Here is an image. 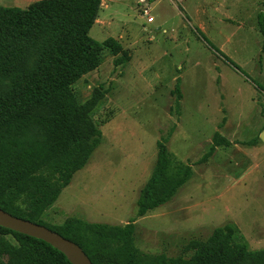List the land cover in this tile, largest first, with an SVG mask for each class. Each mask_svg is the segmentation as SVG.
<instances>
[{
    "label": "rangeland",
    "instance_id": "374dc122",
    "mask_svg": "<svg viewBox=\"0 0 264 264\" xmlns=\"http://www.w3.org/2000/svg\"><path fill=\"white\" fill-rule=\"evenodd\" d=\"M262 10L264 0H102L90 35L101 42L113 37L122 51L105 46L100 65L72 85L79 104L96 101L90 115L101 141L43 220L127 223L155 167L157 142L167 140L193 175L170 202L138 217L135 245L190 257L216 227L231 224L237 241L264 249ZM119 56L125 62L116 65ZM33 64L34 58L27 62ZM9 89L0 75V93ZM216 131L233 143L204 158Z\"/></svg>",
    "mask_w": 264,
    "mask_h": 264
},
{
    "label": "trees",
    "instance_id": "16d2710c",
    "mask_svg": "<svg viewBox=\"0 0 264 264\" xmlns=\"http://www.w3.org/2000/svg\"><path fill=\"white\" fill-rule=\"evenodd\" d=\"M101 3L36 0L27 8L0 6V75L10 87L0 93V207L75 241L94 264H264V249L249 250L237 241L231 224L216 227L190 257L145 253L135 245L138 217L170 202L193 175L192 165L177 160L167 140L157 142L155 167L127 223L69 217L51 225L43 220L101 141L90 115L96 101L79 104L72 87L100 65L105 46L114 54L122 51L113 37L101 42L90 35ZM258 24L264 36V10ZM211 48L237 67L220 49ZM32 58L34 64L28 66ZM123 59L119 56L115 64ZM175 93L180 106L179 87ZM37 106L41 113L34 112ZM212 142L204 158L233 143L219 131ZM0 264L72 263L49 243L0 226Z\"/></svg>",
    "mask_w": 264,
    "mask_h": 264
},
{
    "label": "water",
    "instance_id": "95a60500",
    "mask_svg": "<svg viewBox=\"0 0 264 264\" xmlns=\"http://www.w3.org/2000/svg\"><path fill=\"white\" fill-rule=\"evenodd\" d=\"M264 142V129L260 133ZM0 226L41 239L63 252L72 264H94L83 248L46 225L9 213L0 207Z\"/></svg>",
    "mask_w": 264,
    "mask_h": 264
},
{
    "label": "built area",
    "instance_id": "2783aa9c",
    "mask_svg": "<svg viewBox=\"0 0 264 264\" xmlns=\"http://www.w3.org/2000/svg\"><path fill=\"white\" fill-rule=\"evenodd\" d=\"M146 13H147V15H149V14H148V11H146ZM147 21H148V22H153V21H154V17L149 15V16L147 17Z\"/></svg>",
    "mask_w": 264,
    "mask_h": 264
},
{
    "label": "crops",
    "instance_id": "0c3cea01",
    "mask_svg": "<svg viewBox=\"0 0 264 264\" xmlns=\"http://www.w3.org/2000/svg\"><path fill=\"white\" fill-rule=\"evenodd\" d=\"M102 4V3H101ZM161 207V206H160ZM159 208V207H158ZM155 210V209H154ZM136 225H137V221H136Z\"/></svg>",
    "mask_w": 264,
    "mask_h": 264
}]
</instances>
